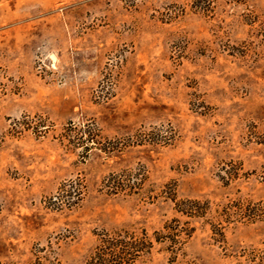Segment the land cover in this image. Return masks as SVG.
Here are the masks:
<instances>
[{"label":"rangeland","instance_id":"obj_1","mask_svg":"<svg viewBox=\"0 0 264 264\" xmlns=\"http://www.w3.org/2000/svg\"><path fill=\"white\" fill-rule=\"evenodd\" d=\"M191 3L0 0V264H27L42 247L84 264L100 230L152 237L172 218L194 228L176 255L154 243L134 264H264V0H206V13ZM69 123L109 139L161 125L175 136L83 157L61 140ZM137 165L139 196L98 191ZM76 176L87 185L80 204L46 209ZM171 189L208 201L205 217L176 213ZM240 202L260 204L263 218H239Z\"/></svg>","mask_w":264,"mask_h":264},{"label":"trees","instance_id":"obj_2","mask_svg":"<svg viewBox=\"0 0 264 264\" xmlns=\"http://www.w3.org/2000/svg\"><path fill=\"white\" fill-rule=\"evenodd\" d=\"M191 8L195 11L209 12L206 0H191ZM238 2L242 0H226ZM206 4V5H205ZM19 124H23L17 121ZM27 124V122L25 123ZM40 126H44L41 125ZM175 133L171 126L164 128L153 126L150 129H137L133 134L121 138L102 137L95 126H76L69 123L61 140H65L72 148H81L82 156H86L92 147L108 154L120 152L128 147L150 145H168L174 138ZM147 180L146 170L143 166L122 169L119 172L108 173L100 180V193L108 196H139ZM87 185L85 179L80 176L63 180L54 194L43 199V206L51 211L62 209L70 210L77 207L86 194ZM165 196L174 204V210L188 219L204 218L208 209V201L197 199H177L174 190L171 189ZM234 214L248 222H254L263 218V210L260 204L240 202L235 205ZM231 208L226 206L222 209L223 216H232ZM220 215V214H219ZM227 222V221H225ZM210 231L215 238H224V227L216 220L209 222ZM194 228L188 226V222H180L177 218L166 221L161 231H154L152 237L148 236L144 229H118L100 230L96 233L97 244L92 254L85 260L84 264H134L145 254L150 253L154 243H164L165 250L171 255H176L181 246L191 236ZM34 258L27 264H60L58 259L52 255L51 250L38 248L35 250ZM40 253H43L40 255Z\"/></svg>","mask_w":264,"mask_h":264}]
</instances>
